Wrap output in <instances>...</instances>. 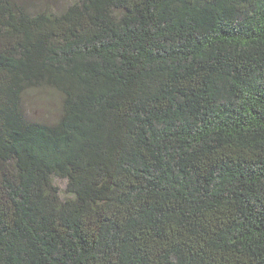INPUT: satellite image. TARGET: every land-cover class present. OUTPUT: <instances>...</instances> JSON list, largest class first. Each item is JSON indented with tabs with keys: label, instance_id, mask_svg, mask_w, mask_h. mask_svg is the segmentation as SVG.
<instances>
[{
	"label": "trees",
	"instance_id": "1",
	"mask_svg": "<svg viewBox=\"0 0 264 264\" xmlns=\"http://www.w3.org/2000/svg\"><path fill=\"white\" fill-rule=\"evenodd\" d=\"M0 264H264V0H0Z\"/></svg>",
	"mask_w": 264,
	"mask_h": 264
},
{
	"label": "rangeland",
	"instance_id": "2",
	"mask_svg": "<svg viewBox=\"0 0 264 264\" xmlns=\"http://www.w3.org/2000/svg\"><path fill=\"white\" fill-rule=\"evenodd\" d=\"M58 97L49 91L38 90L30 92L26 97V105L30 114L44 121L57 117ZM64 188V185L62 186Z\"/></svg>",
	"mask_w": 264,
	"mask_h": 264
}]
</instances>
